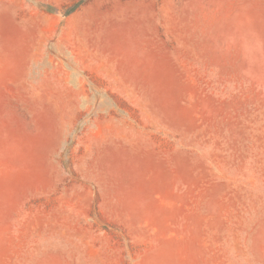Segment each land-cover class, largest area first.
<instances>
[{
	"label": "rangeland",
	"instance_id": "obj_1",
	"mask_svg": "<svg viewBox=\"0 0 264 264\" xmlns=\"http://www.w3.org/2000/svg\"><path fill=\"white\" fill-rule=\"evenodd\" d=\"M77 1L0 0V264H264V0Z\"/></svg>",
	"mask_w": 264,
	"mask_h": 264
},
{
	"label": "trees",
	"instance_id": "obj_2",
	"mask_svg": "<svg viewBox=\"0 0 264 264\" xmlns=\"http://www.w3.org/2000/svg\"><path fill=\"white\" fill-rule=\"evenodd\" d=\"M83 2H84V0H79V1H77L76 3H74V4L68 9L67 13H71V12L75 11L79 6L82 5ZM47 8H48V9H47L48 11H52V10H54L53 7H47Z\"/></svg>",
	"mask_w": 264,
	"mask_h": 264
}]
</instances>
